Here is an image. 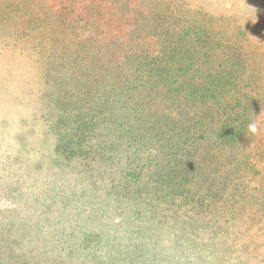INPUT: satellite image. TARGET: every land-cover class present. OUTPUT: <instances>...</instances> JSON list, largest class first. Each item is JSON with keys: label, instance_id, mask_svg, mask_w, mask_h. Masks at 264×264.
<instances>
[{"label": "rangeland", "instance_id": "374dc122", "mask_svg": "<svg viewBox=\"0 0 264 264\" xmlns=\"http://www.w3.org/2000/svg\"><path fill=\"white\" fill-rule=\"evenodd\" d=\"M0 264H264V0H0Z\"/></svg>", "mask_w": 264, "mask_h": 264}, {"label": "clouds", "instance_id": "9594fccd", "mask_svg": "<svg viewBox=\"0 0 264 264\" xmlns=\"http://www.w3.org/2000/svg\"><path fill=\"white\" fill-rule=\"evenodd\" d=\"M248 131H249L250 133H252V134L257 133V131H258L257 125H256L255 123H250V124L248 125Z\"/></svg>", "mask_w": 264, "mask_h": 264}]
</instances>
